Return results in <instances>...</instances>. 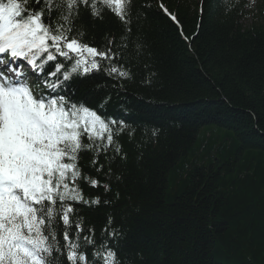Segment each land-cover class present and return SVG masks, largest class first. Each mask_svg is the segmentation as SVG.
<instances>
[{
    "label": "trees",
    "instance_id": "obj_1",
    "mask_svg": "<svg viewBox=\"0 0 264 264\" xmlns=\"http://www.w3.org/2000/svg\"><path fill=\"white\" fill-rule=\"evenodd\" d=\"M249 3L134 0L130 25L81 9L84 42L113 40L132 71L65 89L92 108L110 97L101 111L124 122L110 177L81 153L83 172L110 190L82 183L101 203L75 205L97 242L112 218L122 264H264V0Z\"/></svg>",
    "mask_w": 264,
    "mask_h": 264
},
{
    "label": "snow or ice",
    "instance_id": "obj_2",
    "mask_svg": "<svg viewBox=\"0 0 264 264\" xmlns=\"http://www.w3.org/2000/svg\"><path fill=\"white\" fill-rule=\"evenodd\" d=\"M222 3L228 11L239 0ZM133 7L134 0H0V264H122L112 218L97 242L94 225L85 226L75 205L101 203L99 196L85 198L82 183L110 190L83 172L81 153H92L95 172L110 177L111 168L104 170L121 154L115 138L124 122L101 111L110 97L92 108L65 89L101 71L117 83L132 78L114 41L84 42L76 21L81 9L98 19L107 9L130 25Z\"/></svg>",
    "mask_w": 264,
    "mask_h": 264
},
{
    "label": "rangeland",
    "instance_id": "obj_3",
    "mask_svg": "<svg viewBox=\"0 0 264 264\" xmlns=\"http://www.w3.org/2000/svg\"><path fill=\"white\" fill-rule=\"evenodd\" d=\"M257 0H255V2H256ZM250 2H251V0H250ZM5 63H7V62H5Z\"/></svg>",
    "mask_w": 264,
    "mask_h": 264
}]
</instances>
